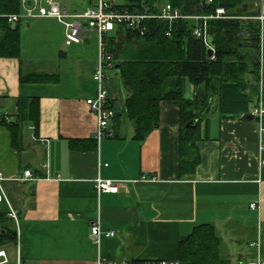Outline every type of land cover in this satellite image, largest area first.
I'll use <instances>...</instances> for the list:
<instances>
[{"label":"crops","instance_id":"0c3cea01","mask_svg":"<svg viewBox=\"0 0 264 264\" xmlns=\"http://www.w3.org/2000/svg\"><path fill=\"white\" fill-rule=\"evenodd\" d=\"M259 10V95L264 96V0ZM19 32L20 56H0V115L14 121L19 99L35 97L39 124L35 133L27 123L18 147L10 129L0 127L2 184L20 216V238L0 245L8 258L0 256V264L179 260L180 241L203 223L215 226L230 261L264 260V166L250 113L222 117L217 98L211 99L209 135L197 143L200 162L182 175L179 100L161 102L159 125L143 141L134 138V122L123 114L98 140L97 116L86 102L96 94L98 42L87 34L95 32L85 30L81 42L67 44L64 25L53 18L27 19ZM113 72H107L106 86L115 108L123 111L128 91ZM29 74L57 79L23 82ZM198 94L201 90L185 81V98ZM71 140L82 142L75 148ZM37 146L43 154L39 166L33 164ZM26 169L34 178L19 181ZM99 177L119 181L118 191L99 192ZM8 210L3 202L0 212ZM96 221L115 235L97 242L91 235Z\"/></svg>","mask_w":264,"mask_h":264},{"label":"trees","instance_id":"16d2710c","mask_svg":"<svg viewBox=\"0 0 264 264\" xmlns=\"http://www.w3.org/2000/svg\"><path fill=\"white\" fill-rule=\"evenodd\" d=\"M120 6L138 11L147 6L152 12L158 5L170 3L186 15H215L217 8L226 13L207 20V31L214 47L212 56L202 37L194 34L203 20L193 17L176 19L171 25L164 19L148 22L145 35L119 25L105 35L107 51L113 55L114 70L128 91L123 111L116 110L114 120L123 114L134 122V138L143 141L159 125L161 102L180 101V156L182 175L191 173L200 162L197 143L208 137L211 99L217 98L218 109L225 118L249 114L259 96L261 21L260 0H120ZM246 5V9L240 10ZM23 11L21 0H0V56L19 57L21 36L8 15ZM167 31L170 32L167 35ZM35 75V76H33ZM56 80L57 75L29 74L22 81ZM189 81L199 90L194 99L184 96V84ZM14 121L1 115L0 125L7 126L18 147L27 123L39 124L38 99L20 98ZM199 119L194 126L192 121ZM114 136L119 132L115 130ZM82 141L71 140L77 148ZM12 222V223H11ZM17 239V229L7 213L0 212V245ZM181 263L230 264L223 255V243L213 224L195 226L179 243Z\"/></svg>","mask_w":264,"mask_h":264},{"label":"built area","instance_id":"2783aa9c","mask_svg":"<svg viewBox=\"0 0 264 264\" xmlns=\"http://www.w3.org/2000/svg\"><path fill=\"white\" fill-rule=\"evenodd\" d=\"M23 11L8 15L9 22L16 23L24 19L36 18H53L62 23L66 29V43H79L83 40L85 30H91L98 36V56L93 73V79L96 83V94L87 99V104L96 114L98 120L97 139H102L113 123L116 117V110L111 106L112 98L110 91L106 86L108 80L107 72L114 70L113 55L107 51L105 35L112 33L117 26L125 25L130 29L145 35L148 31V22L152 19L167 20L170 25L179 18L193 17L197 20H203V24H199L194 29L197 37H202L208 48L214 47L211 43V36L207 31V20L209 18L220 17L226 13L224 8H217L215 15H186L172 4L166 2L158 5V11L152 12L147 6H143L138 11L129 10L127 7L120 6V0H90V6L83 12L70 11L64 7L59 0H21ZM260 20L263 16L258 17ZM170 34L169 31L166 33ZM251 116L257 122V130L259 134V154L260 165L264 166V96L261 93L250 109ZM1 120V115H0ZM1 127V125H0ZM48 164H45L47 166ZM5 174L0 171V205L6 202L9 206L7 215L14 222L17 229L18 240L20 238V216L19 212L10 204L6 190L3 187ZM34 178L31 169H26L17 179L25 181ZM96 188L99 192H117L119 189V181L112 179H96ZM252 208H259L257 203L251 204ZM91 235L100 241L103 235L114 236V231H103L99 221L93 222L91 226ZM19 244V243H18ZM0 256L4 257L7 262V254L5 250H0ZM98 264H182L180 260H166L159 258L142 259L138 261H103L99 260ZM246 264H264L262 258H256L247 261Z\"/></svg>","mask_w":264,"mask_h":264},{"label":"rangeland","instance_id":"374dc122","mask_svg":"<svg viewBox=\"0 0 264 264\" xmlns=\"http://www.w3.org/2000/svg\"><path fill=\"white\" fill-rule=\"evenodd\" d=\"M59 2L64 6L67 7L70 11H78V12H83L85 11L89 6H90V0H59ZM23 24L24 26L27 25V19L23 20ZM34 32L31 33V37H36V33L35 31L37 30V27H33ZM88 35H90V37L92 38L93 42L96 43L98 42V36L96 33H87ZM114 72L113 70H109L108 74L112 75ZM118 80H120L121 78L117 77ZM223 255L225 258H228V254L226 253V250H223ZM230 264H241V262L237 261V260H232L229 262ZM243 264H245V262H243Z\"/></svg>","mask_w":264,"mask_h":264},{"label":"water","instance_id":"95a60500","mask_svg":"<svg viewBox=\"0 0 264 264\" xmlns=\"http://www.w3.org/2000/svg\"><path fill=\"white\" fill-rule=\"evenodd\" d=\"M242 9H246V5H244L243 8H240V10H242ZM16 24H17V23H13V24H12L13 28L16 27ZM208 54H209V56H212V55H213V49H212V48H209V49H208ZM198 122H199V119H195V120L192 121V123H193L194 126H195ZM35 150H36V153H37L36 158H37V161H38V162H33V164H35L36 166H39L40 163H41V161H42V159H43V154H42L41 149L39 148V146H37V147L35 148Z\"/></svg>","mask_w":264,"mask_h":264}]
</instances>
